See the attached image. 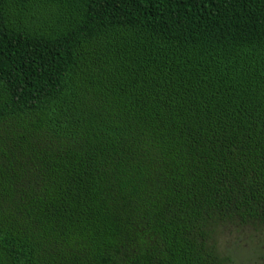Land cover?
Listing matches in <instances>:
<instances>
[{
    "label": "trees",
    "instance_id": "1",
    "mask_svg": "<svg viewBox=\"0 0 264 264\" xmlns=\"http://www.w3.org/2000/svg\"><path fill=\"white\" fill-rule=\"evenodd\" d=\"M222 228L264 242V0H0V264H232Z\"/></svg>",
    "mask_w": 264,
    "mask_h": 264
},
{
    "label": "rangeland",
    "instance_id": "2",
    "mask_svg": "<svg viewBox=\"0 0 264 264\" xmlns=\"http://www.w3.org/2000/svg\"><path fill=\"white\" fill-rule=\"evenodd\" d=\"M255 236L245 229L222 228L217 230L214 240L219 252L231 258L232 264H264V242Z\"/></svg>",
    "mask_w": 264,
    "mask_h": 264
}]
</instances>
